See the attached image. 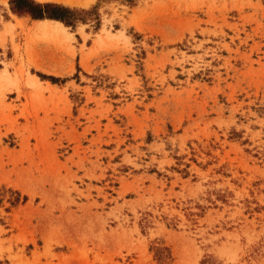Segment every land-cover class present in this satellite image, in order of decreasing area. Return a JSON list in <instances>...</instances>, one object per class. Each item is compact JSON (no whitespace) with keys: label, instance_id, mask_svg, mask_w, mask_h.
Segmentation results:
<instances>
[{"label":"rangeland","instance_id":"rangeland-1","mask_svg":"<svg viewBox=\"0 0 264 264\" xmlns=\"http://www.w3.org/2000/svg\"><path fill=\"white\" fill-rule=\"evenodd\" d=\"M40 3L83 12L0 0V264H264V0Z\"/></svg>","mask_w":264,"mask_h":264},{"label":"trees","instance_id":"trees-1","mask_svg":"<svg viewBox=\"0 0 264 264\" xmlns=\"http://www.w3.org/2000/svg\"><path fill=\"white\" fill-rule=\"evenodd\" d=\"M11 10L16 14H26L32 19H53L66 25L73 24L77 15L83 10L70 9L68 7L53 4L40 3L35 0H10Z\"/></svg>","mask_w":264,"mask_h":264},{"label":"bare ground","instance_id":"bare-ground-1","mask_svg":"<svg viewBox=\"0 0 264 264\" xmlns=\"http://www.w3.org/2000/svg\"><path fill=\"white\" fill-rule=\"evenodd\" d=\"M38 2H41V1H45V0H36ZM37 22H41V23H44L46 26H49L48 24L49 23H54L55 25L57 26H61V27H64L63 23L58 21V20H53V19H39Z\"/></svg>","mask_w":264,"mask_h":264}]
</instances>
